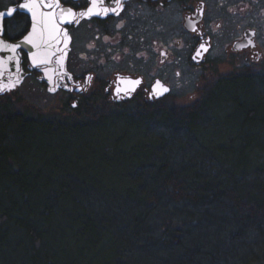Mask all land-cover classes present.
Here are the masks:
<instances>
[{
	"label": "trees",
	"instance_id": "trees-1",
	"mask_svg": "<svg viewBox=\"0 0 264 264\" xmlns=\"http://www.w3.org/2000/svg\"><path fill=\"white\" fill-rule=\"evenodd\" d=\"M261 88L258 94L251 84L242 83L213 94L239 113L240 127L248 130L246 138L237 137L239 149L236 144L213 147L238 157L234 169L240 171L229 175V185L212 173L209 159L206 167L199 158L171 164L163 157L156 173L167 168V176L162 173L138 197L130 189L123 198L100 195L77 178L70 188L66 173L46 171V162L32 173L24 157L29 153L25 144L34 141L33 130H42L44 138L62 139L104 122L102 118L139 122L152 115L173 129H191L208 111L206 101L143 112L95 97L90 101L96 109L87 116L61 120L30 106L17 110L9 98L0 99V255L9 251L15 256L0 264L77 263L79 254L67 259L66 253L53 250L57 219L74 243L84 242L78 252L95 247L103 231L116 233V245L105 257L112 264H264V139L258 131L264 128V82ZM121 139L107 147L113 149ZM179 161L198 172L175 169ZM248 176L256 182L254 191L243 186Z\"/></svg>",
	"mask_w": 264,
	"mask_h": 264
},
{
	"label": "flooded vegetation",
	"instance_id": "flooded-vegetation-1",
	"mask_svg": "<svg viewBox=\"0 0 264 264\" xmlns=\"http://www.w3.org/2000/svg\"><path fill=\"white\" fill-rule=\"evenodd\" d=\"M23 2L0 0V13L16 9L12 16L0 17V40L19 43L27 34L30 14L19 8ZM123 2L124 11L119 17L93 16L80 19L78 24L61 25L70 38L63 53V67L56 63L34 67L28 59L33 50L22 44L17 50L19 72L15 63H10L8 71L0 76V83L19 82L11 91L0 93V99L32 83L43 94L58 96L62 102L58 112L69 119H80L96 109L90 101L95 97H108L128 111L152 112L168 110L169 105L204 103L212 93L217 95L235 84H251L253 91L263 93L264 0ZM61 3L76 13L89 6V0ZM104 3L114 6L113 0ZM189 19L195 22L196 31L191 30ZM249 40L254 46L249 45ZM202 43L208 51L193 60ZM7 55L10 53L0 52V58ZM46 68L50 71L46 72ZM118 77L140 79L142 83L130 95L123 91L117 95V87H124ZM157 80L169 91L150 98ZM192 88L195 93H189ZM186 96L191 98L183 103Z\"/></svg>",
	"mask_w": 264,
	"mask_h": 264
},
{
	"label": "rangeland",
	"instance_id": "rangeland-1",
	"mask_svg": "<svg viewBox=\"0 0 264 264\" xmlns=\"http://www.w3.org/2000/svg\"><path fill=\"white\" fill-rule=\"evenodd\" d=\"M192 92L195 93L193 88L189 93ZM189 98L191 97L186 96L183 103H187ZM9 99L17 110L30 106L61 120L65 117L57 110L62 104L58 96L43 94L32 83L23 86L18 93L9 96ZM224 101L225 99L214 97L212 93L205 102L208 111L202 114V121L185 130L173 129L170 123L162 124L160 122L162 118H158V115H152L139 122L102 118L104 122L62 139L44 138L42 130L35 128L34 141L25 144L29 148V153L24 158L29 163L27 166L32 169V173L34 168H39L46 162V171H60V176H65L66 173V184L70 188L74 187L77 178V181L86 185L91 184L100 195L117 198H123L130 189L134 191L133 197H138L162 177L165 178L168 174L167 168L162 172L163 176L162 173L161 175L156 173L163 157L171 164L178 160L199 158L206 162V167L211 160L213 166L208 167L210 169L213 167L212 173L216 172V175L223 176L229 185V175L240 171V167L234 169L238 157L226 153L227 151L218 152L213 147L236 144L239 149L237 137L246 138L248 130L246 127H240L239 113L229 110ZM178 103L182 104L181 101ZM110 115H114V112ZM251 131L256 132L254 129ZM258 131L259 136L264 139V128ZM118 137L122 139L115 145L116 147L113 149L107 147H112ZM104 149L110 152H103ZM92 152H95L94 158ZM226 154L227 161L224 160ZM179 162L175 169L185 172L187 167V171H197L188 163L189 166ZM200 182L201 179L195 180L196 184ZM242 183L244 188L255 190L256 182L251 176L244 178ZM63 225V221L59 219L55 221L59 231L53 229V250L66 253L67 259L79 254L80 259L75 264H112V261L106 260L105 257L111 254L113 246L116 245L118 238L116 233L111 230L103 231L95 247L78 252L84 242L74 243L71 234L62 229ZM3 258L15 259V256L6 251L0 255V263Z\"/></svg>",
	"mask_w": 264,
	"mask_h": 264
},
{
	"label": "snow or ice",
	"instance_id": "snow-or-ice-1",
	"mask_svg": "<svg viewBox=\"0 0 264 264\" xmlns=\"http://www.w3.org/2000/svg\"><path fill=\"white\" fill-rule=\"evenodd\" d=\"M67 3V0H64ZM112 4H105L104 0H89V6L85 11L76 13L72 8L65 9L62 7L61 0H24L19 4L20 9L26 10L30 14V28H26V35L23 36V40L19 43H8L4 40H0V52L10 53L4 58H0V76H3L8 71V65L15 63L16 70L19 72L20 57L18 49L21 45H28L33 51L28 53V59H30L34 67H40L42 65H50L56 63L60 67H63L64 49L67 48L69 43V36L67 31L61 27L64 24H71L73 22L79 23L82 18H92L93 16L104 18L109 15H115L119 17L124 11L125 4L123 0H113ZM16 11L14 8H9L7 13H0V17L5 15L12 16ZM201 14H202V10ZM189 24L192 31H196L195 22L189 19ZM116 27H122L121 24H117ZM2 32V29H0ZM254 35V33H253ZM107 39V38H105ZM249 45H252L249 40ZM63 44L64 48L60 45ZM254 46V45H252ZM243 47V46H242ZM208 48L205 44H201L196 51V55L192 57L193 60L197 56L202 57L203 52H207ZM161 55H165L161 52ZM55 58V60H54ZM46 72L50 71L45 69ZM179 75V73H177ZM90 79V78H89ZM118 83L124 85L123 88L117 87L116 93L124 92L125 95H130L136 91V88L142 83L140 79L130 78H117ZM19 79L14 82L0 83V93L5 91H11L16 87ZM54 90V89H50ZM169 89L164 87L159 80L152 85V91L150 98H158L164 93H167Z\"/></svg>",
	"mask_w": 264,
	"mask_h": 264
}]
</instances>
